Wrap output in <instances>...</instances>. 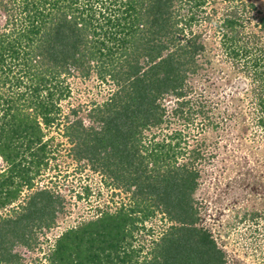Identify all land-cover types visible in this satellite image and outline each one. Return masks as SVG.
Here are the masks:
<instances>
[{
	"label": "trees",
	"instance_id": "1",
	"mask_svg": "<svg viewBox=\"0 0 264 264\" xmlns=\"http://www.w3.org/2000/svg\"><path fill=\"white\" fill-rule=\"evenodd\" d=\"M238 1L0 0V210L13 208L0 212V264H22L15 247L32 251L64 213L39 184L60 145L52 128L130 195L54 235L44 264H225L193 204L205 143L192 129L217 125L189 90L216 47L264 129V12ZM85 81L109 93L63 110ZM158 214L169 225L155 239L145 221Z\"/></svg>",
	"mask_w": 264,
	"mask_h": 264
},
{
	"label": "rangeland",
	"instance_id": "2",
	"mask_svg": "<svg viewBox=\"0 0 264 264\" xmlns=\"http://www.w3.org/2000/svg\"><path fill=\"white\" fill-rule=\"evenodd\" d=\"M244 1L254 3L256 9L264 12V0ZM211 31L207 28L204 33L209 47L217 45ZM214 50L208 53L212 57L208 70L193 79L189 90L193 97L197 94L205 97L206 107L211 109L209 115L217 125L201 134L195 132L197 127L192 129V134L197 139L203 138L205 143L204 157L194 164L200 173L193 204L200 218L198 225L213 236L224 252L225 264H264V129L254 123L253 109L243 84L238 83L240 79L231 73L228 75L226 65H220L216 47ZM93 83L83 82L81 90L73 93L69 102L64 100L63 110L67 111L69 103L86 104L91 96L99 100L109 93L108 83L100 84L101 87ZM171 105L167 103L168 108ZM79 114L85 113L81 110ZM52 129L54 143L60 145L39 184L52 186L62 196L65 209L53 226L37 232L32 251L20 245L15 247L22 255V264H44L41 251L46 250L47 243L63 228L95 216L98 210L111 211L129 203L130 192L107 185L106 177L94 170L88 160H77L68 139L58 129ZM85 187L89 190L87 194ZM12 209L0 212L9 215ZM145 223L153 227L151 237L155 239L169 225L160 214Z\"/></svg>",
	"mask_w": 264,
	"mask_h": 264
}]
</instances>
